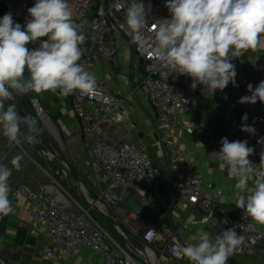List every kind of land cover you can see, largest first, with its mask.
Listing matches in <instances>:
<instances>
[{
	"label": "built area",
	"instance_id": "built-area-1",
	"mask_svg": "<svg viewBox=\"0 0 264 264\" xmlns=\"http://www.w3.org/2000/svg\"><path fill=\"white\" fill-rule=\"evenodd\" d=\"M35 0H0V13H11L12 17L25 13L33 6ZM145 5H151V11L146 17L147 24L142 30L139 40L129 36L126 25V7L115 11V5H126V0H69L74 11L73 20L79 30L85 34L88 44L80 45L82 63L96 77V91L91 96H81L75 93L73 111L79 120L85 141L90 150L87 166H96L103 170L104 178L109 185L101 190L99 201L119 206L122 196L128 190L137 193L148 184H155L162 179V170L156 166L150 154L151 149L163 147L170 156L175 168L187 164V154L177 147V132L184 130L187 136L196 142L206 143L213 156L221 148V139L215 136L213 125L207 121L188 123L187 115L197 96L209 95L224 100L229 107H235L238 112V128L242 140L254 149L249 157L254 164L260 163V154L264 151V104H240L238 100L251 93L243 87L240 77V60L232 57L237 72L236 84L231 83L223 90L212 94L202 85L191 88L190 77L177 75L159 63L153 55L155 32L152 25L158 19L170 18L165 7L166 0H142ZM119 38H124L133 44L136 55L144 62V72L141 76L140 90L149 98L157 110L160 120V140L148 145L144 142L136 146L117 149L108 144V130L103 126L113 125L129 120L123 112L122 101L115 98L105 81L97 73L99 62H106L110 67L119 64ZM39 117L44 113L38 101L33 102ZM246 116V119H245ZM242 124L255 129L254 133L241 131ZM216 157V156H215ZM4 164L3 162H0ZM5 165V164H4ZM193 172V166L188 168ZM9 185L14 198L23 197L29 204L28 213L34 226L33 236H44L47 245L44 257L55 262H63L78 250L86 249L103 259L105 264H189L186 258L175 253L177 244L181 242L182 232L176 231L173 238H165L163 234L144 223L141 232V247H136L143 260H138L121 246L115 243L105 231L93 220L89 212H74L70 205L60 204L44 184L33 189L29 184L20 181L17 186ZM157 189V188H156ZM120 190V194L115 191ZM166 192L171 204L180 206L185 211L198 212L200 220L191 224H201L210 228L214 235L223 230L235 228L238 234L245 237L243 245L232 256L254 255L259 249L264 255V230L253 222L244 210L234 207V216L228 215L222 207L225 197L223 190L214 188L210 182L198 175H183L178 179L166 182ZM1 216V215H0ZM139 222V213L133 214ZM227 221V223H225ZM109 238L111 241H109ZM157 240L165 242L161 249H153L151 245ZM111 242L112 244H109ZM120 252L116 257L113 250ZM148 250L149 252H147ZM0 264H5L0 255Z\"/></svg>",
	"mask_w": 264,
	"mask_h": 264
},
{
	"label": "crops",
	"instance_id": "crops-1",
	"mask_svg": "<svg viewBox=\"0 0 264 264\" xmlns=\"http://www.w3.org/2000/svg\"><path fill=\"white\" fill-rule=\"evenodd\" d=\"M70 7L74 16L73 8ZM3 15L5 13H0V18ZM25 16V13H20L13 19L24 25ZM83 43L88 44V41L85 39ZM38 46L39 42L28 45L29 48ZM118 46L119 64L110 67L108 63L101 61L98 64L97 73L105 81L114 97L122 101L123 112L129 120L103 126L102 129L108 130L107 142L117 149L136 146L141 142L151 145L160 140L161 129L157 110L140 90L144 62L136 55L130 41L119 38ZM238 58L241 64V83L244 88L247 89L248 84H252L255 88L259 82L264 81V40L259 50H248ZM86 70L93 73L89 69ZM73 97L74 94L65 97L50 91L20 95V98H30L32 103L38 101L44 113L39 120L41 130L35 135L36 141L27 140L22 130L19 143L9 142L0 131V162L12 169L10 176L12 186H17L20 181H24L33 189H37L40 184H44L60 204L70 205L76 213H81L83 210L89 212L102 229L106 227L105 222L112 226L117 225L106 220L101 214L116 219L139 242L141 237L138 234L144 223L159 230L168 240L180 230L182 243L191 242L190 236L201 228L212 235L207 226L191 224V221L200 220V213L185 211L180 206L171 204L168 198L166 182L183 175L201 176L214 188L223 190L225 197L222 207L229 216H234L235 203H232V198L236 181L229 177L226 168L220 166L221 162L212 155L206 143L196 142L187 136L184 130L177 132V147L186 152L187 164L177 169L163 147L151 149L150 154L154 164L162 170V179L155 184H148L140 193L133 190L126 191L119 206L108 203L106 200L99 201L101 190H106L109 182L104 178L101 168L87 166L90 150L85 141L82 126L73 111ZM33 107L37 114L34 104ZM238 115V110L235 107H229L224 100L200 95L193 100L186 121L188 123L210 122L216 137L220 139L226 137L229 141H243L237 123ZM26 133L34 135L33 127L30 126ZM36 142L51 148L55 156H52L49 151L42 152ZM17 155L23 158L18 170L12 168L10 163ZM191 165L193 172L188 171ZM61 167L73 172L70 183L65 184L53 175L52 172L57 173ZM115 192L120 194V190ZM9 199L12 201L13 211L8 215L0 214V255L5 264H105L103 259L86 249L78 250L63 262L46 259L44 257L46 238L31 234L34 223L28 213L30 204L23 197L14 198L11 190ZM137 213L141 216V222L133 216ZM133 221L138 224L134 232L128 226ZM257 226L264 230V225L257 224ZM121 241V244L114 242L136 259L143 260L141 254L137 253L136 247L124 234ZM109 244L112 243L109 242ZM164 244L163 240H157L151 248L161 249ZM113 254L121 257L116 249L113 250ZM231 259L237 261V264H264V255L259 249H256L255 254L251 256L230 257L228 264Z\"/></svg>",
	"mask_w": 264,
	"mask_h": 264
},
{
	"label": "clouds",
	"instance_id": "clouds-1",
	"mask_svg": "<svg viewBox=\"0 0 264 264\" xmlns=\"http://www.w3.org/2000/svg\"><path fill=\"white\" fill-rule=\"evenodd\" d=\"M114 7L115 11L126 7L128 34L139 40L151 5L126 0V5L117 3ZM165 7L170 18L158 19L152 25L156 60L172 73L190 77L193 90L202 85L214 94L230 83L238 86L232 57L261 48L264 0H166ZM27 12L24 25L15 22L11 13L0 18V131L13 143H19L22 126L33 124L32 117L22 116L15 104L8 103L16 96L48 91L65 97L77 92L91 96L97 86L95 75L80 63V45L86 37L73 20L69 0H35ZM34 42L39 46L29 48ZM247 90L251 95L240 97L238 103L264 104V81L255 88L248 84ZM241 131L254 133L255 129L242 124ZM220 143L221 148L213 154L236 181L232 203L253 222L264 225V151L257 165L249 159L254 149L246 140L229 141L224 137ZM22 159L15 156L10 162L12 168L18 170ZM11 175L12 169L0 163L2 215L13 211L9 199ZM189 240L175 249L176 255L189 264H228L245 237L235 228L214 237L201 228Z\"/></svg>",
	"mask_w": 264,
	"mask_h": 264
},
{
	"label": "water",
	"instance_id": "water-1",
	"mask_svg": "<svg viewBox=\"0 0 264 264\" xmlns=\"http://www.w3.org/2000/svg\"><path fill=\"white\" fill-rule=\"evenodd\" d=\"M8 103H13L15 104L17 110L20 112V114L22 116H30L32 117L33 119V124L31 125L34 129V135H28L26 133V130L30 127L28 125H24L22 126V130H23V133L26 137H30V138H27V140H34L36 141V134L39 133V131L41 130V127H40V123H39V120H40V117L35 113V110H34V107H33V103L31 101L30 98H20V96H16L14 100L12 101H9ZM37 143V142H36ZM37 146L39 147V149L42 151V152H50L52 156H55V153L54 151L50 148H47L45 146H42L40 145L39 143H37ZM53 175L58 178L59 180H61L63 183L67 184V183H70L71 182V178L70 176L73 174L72 171H68L66 168L64 167H61L60 170L55 173V172H52ZM162 189L163 186H162ZM106 220L110 221L112 224L114 225H117L120 230L122 231V233L125 235V237L135 246V247H141V243L121 224L120 221L116 220V219H113V218H110L108 217L107 215H104V214H101ZM229 264H237V261H235L234 259H231Z\"/></svg>",
	"mask_w": 264,
	"mask_h": 264
},
{
	"label": "rangeland",
	"instance_id": "rangeland-1",
	"mask_svg": "<svg viewBox=\"0 0 264 264\" xmlns=\"http://www.w3.org/2000/svg\"><path fill=\"white\" fill-rule=\"evenodd\" d=\"M92 216V215H91ZM93 218V217H92ZM94 219V218H93ZM105 229L103 228V230L105 231V233H107L108 234V236L112 239V240H114V241H116L117 243L119 242L120 244L122 243V241H121V239L123 238V234H122V231L120 230V228L119 227H117V226H112V225H110L109 223L107 224L106 222H105ZM129 229L131 230V231H135V230H137V228H138V224L136 223V222H131V223H129ZM109 238V241H111V239ZM113 245V244H112ZM174 264H179V262H177V263H174Z\"/></svg>",
	"mask_w": 264,
	"mask_h": 264
},
{
	"label": "bare ground",
	"instance_id": "bare-ground-1",
	"mask_svg": "<svg viewBox=\"0 0 264 264\" xmlns=\"http://www.w3.org/2000/svg\"><path fill=\"white\" fill-rule=\"evenodd\" d=\"M147 252H149L148 250H146Z\"/></svg>",
	"mask_w": 264,
	"mask_h": 264
}]
</instances>
